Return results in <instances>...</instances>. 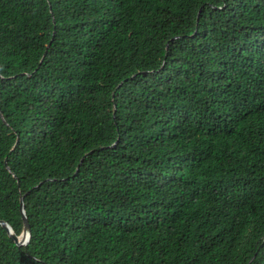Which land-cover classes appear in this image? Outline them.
Wrapping results in <instances>:
<instances>
[{"label":"trees","instance_id":"1","mask_svg":"<svg viewBox=\"0 0 264 264\" xmlns=\"http://www.w3.org/2000/svg\"><path fill=\"white\" fill-rule=\"evenodd\" d=\"M0 264H264V0H0Z\"/></svg>","mask_w":264,"mask_h":264},{"label":"water","instance_id":"2","mask_svg":"<svg viewBox=\"0 0 264 264\" xmlns=\"http://www.w3.org/2000/svg\"><path fill=\"white\" fill-rule=\"evenodd\" d=\"M21 200L22 199H20V213H21V219H22L23 227H22V231H21L20 236L14 235L11 228L6 223L0 221V226L7 232L9 238L17 246H21V245L26 244L29 240V237H30L29 225H28L26 217L24 215L23 207L21 205Z\"/></svg>","mask_w":264,"mask_h":264},{"label":"clouds","instance_id":"3","mask_svg":"<svg viewBox=\"0 0 264 264\" xmlns=\"http://www.w3.org/2000/svg\"><path fill=\"white\" fill-rule=\"evenodd\" d=\"M13 232V231H12ZM30 233V232H29ZM14 234V233H13ZM21 234V233H20ZM8 235V234H7ZM15 235V234H14ZM20 236V235H19ZM27 244V243H26ZM26 244H24V245H26ZM21 246H23V245H21Z\"/></svg>","mask_w":264,"mask_h":264}]
</instances>
